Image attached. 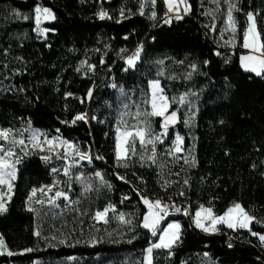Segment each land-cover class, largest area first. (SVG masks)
Listing matches in <instances>:
<instances>
[{
	"label": "trees",
	"instance_id": "trees-1",
	"mask_svg": "<svg viewBox=\"0 0 264 264\" xmlns=\"http://www.w3.org/2000/svg\"><path fill=\"white\" fill-rule=\"evenodd\" d=\"M188 2L193 18L154 25L162 7L141 13V0H0V129L43 130L88 156L68 175L61 152L24 160L0 214L9 251L0 264L144 263L158 240L141 227L142 199L160 195L153 144L118 158V123L144 129L147 141L167 128L181 134L193 212L212 206L221 215L238 201L253 218L248 229L220 225L221 234L207 235L187 216H170L163 226L179 221L180 239L155 249L152 264H264V81L240 65L251 17L264 55V0H221L215 25L210 0ZM39 7L53 14L45 34L35 31ZM228 16L234 52L218 40L230 37ZM139 43L131 65L123 56ZM154 80L170 104L165 115L152 112ZM137 177L143 192L124 181ZM46 185L60 195L30 209L31 192Z\"/></svg>",
	"mask_w": 264,
	"mask_h": 264
},
{
	"label": "rangeland",
	"instance_id": "rangeland-1",
	"mask_svg": "<svg viewBox=\"0 0 264 264\" xmlns=\"http://www.w3.org/2000/svg\"><path fill=\"white\" fill-rule=\"evenodd\" d=\"M165 2L168 6L172 5V0H165ZM231 9L229 8L228 14L231 13ZM220 10L221 0H210V6L209 9H207V14L214 18V25L217 23L216 13ZM36 18L37 25L40 29L38 33L45 34L47 30L42 27V24L53 20L52 12L49 10H39L37 11ZM226 28L230 32L228 34V36H230L229 39L224 41L226 44H221V35H219L218 40L222 47L230 49L231 52H234L233 47H231L232 45L230 44L233 42L232 33L235 29L231 16L227 17ZM247 28L249 34L247 37H244L242 50H244L245 53H242L240 56V65L244 71L260 75L264 73V55L262 54L260 41H258L259 36L253 17L249 18ZM134 62L135 61L128 63L133 65ZM150 93L153 114L165 115L170 104L167 97L162 92L160 83L153 82L151 84ZM115 130L117 135V156L120 158L125 156V151H123L124 148L128 154L135 145L140 144L146 148V146L154 143L152 139L147 141L144 129H130L124 124L118 123ZM59 152H61L62 157L65 160L64 171L67 175L70 173L71 168H76L88 160V156L86 154L80 153L73 144L65 142L61 136L50 137L45 131L35 128L16 130L0 129V214L4 213L8 208L13 195L17 173L24 160L32 154L41 155L42 158H46L50 155H56ZM77 177L79 178L80 175ZM52 187L53 185H46L41 188L34 189L30 194L28 207L34 210L45 195L50 198H52V194L55 195L54 197L60 195L58 192L55 193L54 190H52ZM142 202L147 209V212L143 217L141 227L150 232L153 238L158 237V240L156 242H152L145 250L143 264H152V254L155 249L171 248L180 239L181 225L177 222H172L171 220L168 222L170 224L167 223L166 226H163L165 220L158 214V204L156 201L144 197ZM201 208L199 213H197L198 218L199 215H204L206 211L210 209L208 207L206 209L203 207ZM109 211L110 209L107 208L104 211L96 213L95 220L97 222H105ZM237 216L238 209H235L234 215H227L222 218H217V220H219L220 223L225 222L231 225V221ZM246 217L247 216L244 215V218ZM249 225L247 226V229L249 228ZM212 228L214 230L217 228L219 229V226L216 228L212 226L210 230ZM233 229H238V227ZM3 253H9V251L0 236V254Z\"/></svg>",
	"mask_w": 264,
	"mask_h": 264
},
{
	"label": "built area",
	"instance_id": "built-area-1",
	"mask_svg": "<svg viewBox=\"0 0 264 264\" xmlns=\"http://www.w3.org/2000/svg\"><path fill=\"white\" fill-rule=\"evenodd\" d=\"M162 7L163 14L156 20L154 25H170L182 18H193V12L188 0H172V5H166L165 0H141L140 12H153ZM98 19H104L106 14L102 11L97 14ZM39 27L35 28L36 32H39ZM249 34L248 28L243 32V37H247ZM217 49H221V46L214 42ZM143 50L141 43L135 45L124 56L123 60L132 62L136 60ZM259 78L264 81V73L260 74ZM112 89H116L114 83L111 84ZM163 146L162 148H159ZM185 147L183 143V137L178 132L173 134L170 130L163 129L160 131L154 139L150 156L154 163V172L160 183V195L157 197H151V200H155L158 204V214L165 220L170 216L184 215L189 218L194 228L198 229L204 234H221L220 232H211L210 228L214 226L215 215L206 218H198L196 212L191 210V207L186 202L187 189L190 184V176L186 170L185 160ZM168 174V175H166ZM124 181L130 184L131 187L138 188V183L144 182L143 177H137L135 180ZM141 192L143 190L138 188ZM128 197L122 196L119 200V204L122 205L123 201ZM150 199V198H149ZM241 206L238 201H231L222 216L234 215L236 207ZM208 206H203L207 208ZM217 215V214H216ZM220 215V216H221ZM244 229L239 226L238 230Z\"/></svg>",
	"mask_w": 264,
	"mask_h": 264
},
{
	"label": "crops",
	"instance_id": "crops-1",
	"mask_svg": "<svg viewBox=\"0 0 264 264\" xmlns=\"http://www.w3.org/2000/svg\"><path fill=\"white\" fill-rule=\"evenodd\" d=\"M39 10H48V9H45V8H42V7H39L38 9H37V11H39ZM259 41V40H258ZM153 82H155V83H159V81L158 80H154V81H152L151 83H150V88H151V84L153 83ZM122 147H124V146H122ZM123 151H125V156H122L121 158H126V155H128L127 154V151H126V149L124 148L123 149ZM118 157V156H117ZM118 158H120V157H118ZM208 208H210V209H208L207 211H206V213L204 214V215H199V218H206V217H210V216H212V215H215V223L216 224H214V228H216L217 226H220V225H225L226 227H228V228H237V227H239V226H242V227H244V229H247V226L252 222V220H253V218L241 207V206H239V207H236V210L238 209V216L236 217V218H238V219H236V218H234L232 221H231V225H229L228 223H225V222H223V223H220V221L219 220H217V218H222V217H225V216H220V215H216V213H215V211H214V209H213V207L212 206H208ZM108 209H110V208H108ZM202 209V208H201ZM200 210V209H199ZM199 210L198 211H196V214L197 213H199ZM244 215H246L247 217L246 218H244ZM172 222H177V223H179L180 224V222L179 221H177V220H172ZM168 224H170V223H168ZM219 229L217 228V229H211L210 231L211 232H216V231H218ZM180 232H181V229H180Z\"/></svg>",
	"mask_w": 264,
	"mask_h": 264
},
{
	"label": "water",
	"instance_id": "water-1",
	"mask_svg": "<svg viewBox=\"0 0 264 264\" xmlns=\"http://www.w3.org/2000/svg\"><path fill=\"white\" fill-rule=\"evenodd\" d=\"M92 94L89 96V98H91Z\"/></svg>",
	"mask_w": 264,
	"mask_h": 264
}]
</instances>
